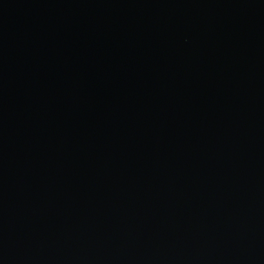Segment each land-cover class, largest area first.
<instances>
[{
    "label": "water",
    "instance_id": "water-1",
    "mask_svg": "<svg viewBox=\"0 0 264 264\" xmlns=\"http://www.w3.org/2000/svg\"><path fill=\"white\" fill-rule=\"evenodd\" d=\"M0 264H264V0H0Z\"/></svg>",
    "mask_w": 264,
    "mask_h": 264
}]
</instances>
